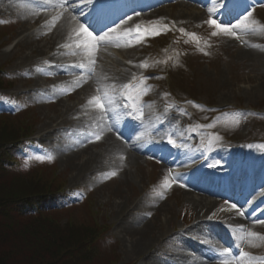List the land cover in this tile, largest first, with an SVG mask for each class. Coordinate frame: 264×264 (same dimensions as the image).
I'll use <instances>...</instances> for the list:
<instances>
[{
  "label": "rangeland",
  "instance_id": "374dc122",
  "mask_svg": "<svg viewBox=\"0 0 264 264\" xmlns=\"http://www.w3.org/2000/svg\"><path fill=\"white\" fill-rule=\"evenodd\" d=\"M169 7H172L171 11L176 10L177 4L175 3ZM172 15L177 16L174 13ZM240 18L223 23L220 25V28L207 23L210 20L208 17L204 20H194L190 24L181 23L179 19L174 18L175 23L170 24V28L164 26L158 35L145 37L143 40H138L140 41L139 43L136 42L134 44V47L136 46L138 49L132 54L131 58L133 62L144 56L148 57V68L143 73V81L138 91L136 89L133 90L138 93V98L142 96L140 99L141 105L143 101L144 103L146 102L147 97L153 99V103L158 102L157 104L165 100L172 104V109L176 112V117L173 120L176 124H174L172 132L165 133V138H180L192 133L193 135L190 140L198 139L199 141H206L208 148H214L215 151L222 149L221 154L223 155L228 153L227 149H230V152L234 155L236 154V148L241 147V143L255 144V141H253L254 131L256 134L264 131L262 129V125L264 127V120H261L263 123L260 121L254 122L250 118L254 108L264 110V107H262L264 101V0L254 1L252 6ZM16 22H19V19L5 12L0 6V69L5 72L0 74V83L3 86L11 87L0 92V109H5L6 111L13 110V114L24 113L25 117L21 118L23 120H20L24 125L30 124V120L35 118L37 124L35 125L34 137L32 139L37 144L38 151L34 146L30 148L24 147L26 144H23V147L5 145L6 156H9L8 158L14 157L15 159H20L29 154L32 156V159L21 164L32 163L34 167L37 166L34 169L38 175L48 174L51 176V179L57 176L60 179L57 189L63 185H66V188H85L86 181L89 182V178L92 181L90 186L93 191H89L91 193L88 197H85L86 195L79 191H76L77 193L72 196L61 194L58 197H50L40 203L41 206L50 205L43 212L51 215L53 220L60 225L93 223L100 232L102 231L100 236L107 237L103 242L96 241L93 244L104 251L108 248H110V252L113 249H117V264H169L165 259L174 257L176 258V262L183 260L179 250L172 257L168 256V253L174 254L175 247H178V245L183 247L185 245V243L178 239L179 235L184 233L186 237L193 236L190 241L191 243H195V248L204 245L206 240L201 239L191 231L192 226H185L196 219L197 211L195 207L184 199L182 190L177 189L178 191L174 195L168 196L175 192V190L172 192L170 188L172 185L176 186V180L170 178L168 168L163 169L161 165L163 161H158L152 155L147 156L146 160L140 165L141 175L136 177L130 184L124 185L117 173L114 175L113 173H107L99 179V182H93V178H97L101 162L105 161L102 157L95 156L99 158L100 163V165L96 163V166L92 165V163L89 165L84 163L82 165L81 160L78 163L76 160L70 159L66 161L63 158L64 156L61 155L57 146L62 141L63 136L68 137L76 133L75 127L70 122L71 116L62 114V111L58 112L59 105L55 99L42 102L30 97L28 94H19V91L26 90V87L38 84L34 80L32 73L25 76L22 74V71H27L28 68V72H33V65H36L35 68H40V64L38 65L39 62L36 59H32L26 63H20L22 67L17 66L18 59L27 54L31 56L33 52L28 47H20L19 45L17 46L18 49L15 48L14 50L13 45L17 42L14 32L19 26V23ZM143 23L150 28L148 24L150 22L144 21ZM236 23H239L236 27L253 26L251 31L258 34L260 39L252 41L244 36L246 41L244 40L245 45H242L238 41V36L231 32L228 34L230 36L228 38L234 42H230V46L228 47V51L230 52L226 57L225 53L222 50L220 51L217 46L218 41L220 42L221 37L225 34L221 29L227 28L230 31ZM121 32L116 35L118 39ZM170 32H173V35L177 33L179 38L178 44H183L184 54H186L184 56L181 55L183 59L176 58L170 61L169 67L172 72L170 75L165 76L162 73L165 57L159 56L158 52L160 51L159 46L164 45V42H167L173 36ZM180 32H187L188 34L196 33V36L194 39L186 38L184 40L182 36L185 34H181ZM12 34L14 37H12ZM195 38L198 40H195ZM184 41L190 42L184 43ZM194 41H197V50L195 51L188 48L190 43ZM121 42L126 47L125 43ZM244 46L247 49L248 47L250 49L251 47L254 49L256 47V50L262 52L260 60L258 59L257 61L256 59V61L248 63L243 59L236 58L234 54H237L238 49L244 48ZM12 48L14 53H5L7 49L11 50ZM43 58L45 59L46 57H41V65H46V63L42 62ZM49 79H53L52 75L49 76ZM101 82L102 79H100L97 85ZM98 88L99 86L96 87V89ZM62 89L64 92H61L63 94L61 98H68V103L75 102V94L67 91V89L65 90V86ZM153 91L155 92V96L152 95ZM91 98L92 95L90 94V97L85 99L84 102L88 105L92 100ZM6 100L10 102L7 106L5 104ZM227 111H237L238 115L232 116L230 115L232 112ZM54 115H57L59 119H63L60 124L62 125L65 122V131L59 129V132L54 137L49 134L44 139L38 138L40 130L45 125L51 122L59 124V119H51ZM200 121H206L207 124L201 126ZM88 122V120L86 124L84 122V125H87ZM52 138H54V141ZM65 141L71 142L69 139H65ZM99 152V150L95 151V153ZM41 153L48 157L45 159ZM110 159V155L106 157L107 162ZM209 162L217 165L221 163V158L214 152ZM42 163L47 165L46 172H42L45 165L38 166ZM237 163H239V160H237ZM80 164L83 167L79 169ZM139 178H142L141 183L139 182ZM155 179L156 185L152 186L154 188L147 194L148 199L160 195L171 205L168 214L170 222L163 225L156 233L163 234V238L166 240L171 235L172 239L163 241V238H159L157 242L145 247L140 254L129 253V235L128 237L124 235L123 230L130 225V222L125 224L127 217L126 215L122 217L121 213L132 206L136 197L142 192L145 193L148 185L154 182ZM166 179L171 180V184L164 186L165 189L163 187L160 188L161 185L168 182ZM178 186L181 185L179 184ZM223 201L227 203L226 200L223 199ZM223 201L218 204L217 211L210 217V226L214 229L215 234L219 233V236L221 232L219 229L216 230L215 225L219 223L222 212L227 210ZM74 202H77V204H74ZM55 204L59 205L56 208L65 209L59 210L58 214L51 209ZM116 204L119 206L118 209L116 208ZM165 206L168 207V205ZM156 215L160 219H163V216H160L159 213ZM156 215H149L148 218L155 221ZM42 217L47 218L50 216L42 215ZM128 218L129 221H132L131 216H128ZM155 222H157L159 228L160 222L158 220ZM108 228L109 231L106 230ZM261 231L262 239L260 242L247 244L245 248L241 249L238 246L239 243H235L234 239H232V243L227 244L238 248V251H236L237 256H240L241 250H244L245 253L264 252V226ZM223 233L227 232L223 231ZM222 235H224L223 239H225V234ZM99 255L97 254V256ZM243 258L245 264H251L250 254ZM105 261L109 260L102 258L99 264Z\"/></svg>",
  "mask_w": 264,
  "mask_h": 264
},
{
  "label": "bare ground",
  "instance_id": "6f19581e",
  "mask_svg": "<svg viewBox=\"0 0 264 264\" xmlns=\"http://www.w3.org/2000/svg\"><path fill=\"white\" fill-rule=\"evenodd\" d=\"M86 1L88 0H0V6L5 12L19 19V22H16L19 23L15 30L17 33L14 32L17 39V42L13 45L14 50L19 45L20 47H28L33 52L31 56L27 54L18 59L17 66L22 67L20 63H26L32 59H36L39 62L38 65L40 64V68H35L36 65H33V72H28V68L27 71H22L25 76L32 73L38 84L26 87V90L19 91V94H28L30 97L42 102L55 99L59 105L58 112L62 111V114L71 116L70 122L75 127L76 133L68 137L63 136L62 141L57 146L61 155L64 156L63 158L66 161L73 159L78 163L81 160L82 165L92 163L96 166V163L99 165L100 163L99 158L95 156L102 157L105 161L101 162L99 166L98 177L102 178L107 173H117L124 185H127L141 175L140 165L146 160L147 154H151L152 151L132 142L133 133L131 131L134 124L131 121H126L123 117L116 116L118 109L113 97L109 96L106 100L107 107L101 108L95 96V89L100 79L104 78L108 71L116 75L123 74L126 63L132 61V54L138 49V47H124L121 44V41L124 40L125 28L128 27L129 22L135 19L161 23L167 17L177 18L181 23L190 24L194 20H204L207 16L210 18V15L217 10L220 3L215 4L214 1L210 2V0H176L177 9L171 11L167 8V5H162L167 0L155 1L148 7L140 5L139 0H129L132 3L129 8L136 11L129 13L127 19L119 22L118 25L106 32H99L100 34H96L92 29H87L88 32L92 33V36L99 35L97 40L94 41L81 31V26L84 29L86 27L81 24V21L75 15L81 6L84 5L85 7ZM70 2H76L75 6H68ZM84 7L80 10H83ZM173 13L177 16H173ZM157 16L159 17L158 21L156 20ZM239 29L243 28L233 27L232 30L221 37L220 42L218 41L217 46L220 51L222 50L225 53L226 57L230 52L228 51L230 42L233 41L228 38L230 37L228 34ZM119 32L121 33L118 39L116 35ZM242 35L252 41L260 39L258 34L248 31L247 28H244ZM14 36L12 34V37ZM100 37H104V39L101 41ZM13 48L11 50L7 49L5 53L13 52ZM261 54L262 52L256 50V47L255 49L244 47L239 48L234 56L250 63L256 61V59L257 61L260 60ZM42 56L46 57L42 61L46 65H41ZM51 75L53 79H49ZM64 86L65 90L67 89V91L75 94V102L68 103V98H61ZM90 94L92 100L87 105L84 100L89 98ZM153 111V109L148 108L145 119L151 117ZM170 116L172 115L170 114ZM51 119L55 120L59 117L54 115ZM87 120L89 121L88 124L84 125ZM61 121H63L62 118L59 119V124L51 122L45 125L40 130L39 138L44 139L49 134L54 137L59 129L65 131V122L61 125ZM114 128L115 131L117 128V132L121 129L122 133L117 136L113 132ZM160 130L157 129V132H161ZM65 139H69L71 142L68 143ZM52 140L54 141V138ZM96 150L100 152L95 153ZM175 154V158L172 160H164L162 167L163 169L167 166H177L179 168L178 173L173 177L176 179V183L184 184L187 187H183L184 199L190 202L197 211L195 224L190 230L206 241L204 245L195 248L194 243L187 239L185 233L181 234L178 239L185 245L180 248L175 247L174 254L168 253L169 256L175 255L179 250L184 260L181 264H239V262L232 260L231 254L227 253L225 245L232 243V239L242 244L255 239L256 236L248 235L247 232L248 230H254L256 221L264 218L260 214L253 216V208L261 206V196L250 201L253 196L257 195L256 187H253L252 193H244V189L248 187V184L254 178V172L252 171L250 174H245L242 171L239 173L234 172L233 175L238 174L237 180L231 174L229 177L224 178L221 183H218L216 178L199 176L197 173L200 168L190 169L195 164L192 162L196 155L192 148L187 147L183 153L177 155L176 152ZM187 154L193 156L189 159ZM218 154H221V150ZM109 155L111 159L107 162L106 157ZM125 156H128L127 160ZM223 158L227 163L223 164V170H217L225 171V173L231 172L229 162L235 160V156L230 152L225 154ZM81 164L79 169L83 167ZM182 174H189V176L184 178ZM139 182H142V178H139ZM224 184H227L232 192L241 190L240 193L248 199L244 207L241 206L246 212L245 217L239 215L236 208H230L229 206L222 213L220 221L215 227L221 232L226 231L227 233H223L225 239H220L214 233V229L211 228L209 222L210 217L217 211L218 204L221 202V200H218V189L222 188ZM262 187L264 188V186ZM177 191L176 186L175 192L168 196L174 195ZM147 192L137 198V202L128 211L127 219H125V224L130 222V225L123 230L124 235L127 237L129 235V253L140 254L145 247L157 242L159 238H163V234L156 232L163 225L170 222L168 214L171 205L160 195L148 199ZM165 205H168V207ZM118 207L116 204L117 209ZM157 213L163 216V219H160L156 215ZM149 215H156L155 221L160 222L159 228L157 222L148 218ZM128 216H131L132 221L128 220ZM242 226H245V229L240 231ZM162 240L168 241L165 238ZM192 252L197 255L190 256ZM215 254H218V256ZM165 261L174 264L176 258L165 259Z\"/></svg>",
  "mask_w": 264,
  "mask_h": 264
},
{
  "label": "trees",
  "instance_id": "16d2710c",
  "mask_svg": "<svg viewBox=\"0 0 264 264\" xmlns=\"http://www.w3.org/2000/svg\"><path fill=\"white\" fill-rule=\"evenodd\" d=\"M20 120L0 114V264H99L89 248L97 234L94 224L60 225L49 214L24 208L33 207L31 199L54 191L60 179L38 175L32 163L6 156L4 146L32 130V122Z\"/></svg>",
  "mask_w": 264,
  "mask_h": 264
},
{
  "label": "snow or ice",
  "instance_id": "6c2138e0",
  "mask_svg": "<svg viewBox=\"0 0 264 264\" xmlns=\"http://www.w3.org/2000/svg\"><path fill=\"white\" fill-rule=\"evenodd\" d=\"M207 23L214 25L216 28H220V25H219V24H216V22H215L214 20H209V21H207ZM81 31L84 32V33H86L87 36H88L90 39H92V40H94V41L97 40V37L92 36V33H91V32H88L87 29H84L83 26H81ZM181 31H183V30H181ZM221 31L227 33V32L229 31V29H227V28H223V29H221ZM156 34L158 35L159 33H156ZM214 34H215V33H214ZM99 39L102 41V40L104 39V37H100ZM98 104H99V102H98ZM97 139H99V137H97ZM114 174H115V173H113V175H114ZM261 222L264 223V221H261ZM240 255H241V257H244V256H247V255H249V254H248V253H245V252H243V251H241Z\"/></svg>",
  "mask_w": 264,
  "mask_h": 264
}]
</instances>
